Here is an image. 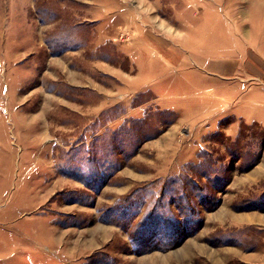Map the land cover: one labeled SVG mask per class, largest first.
<instances>
[{"label":"rangeland","instance_id":"obj_1","mask_svg":"<svg viewBox=\"0 0 264 264\" xmlns=\"http://www.w3.org/2000/svg\"><path fill=\"white\" fill-rule=\"evenodd\" d=\"M220 1L0 0V264H264V125L207 129L144 67L170 45L159 22L264 18V0ZM164 184L189 188L196 215L168 209L197 229L136 245Z\"/></svg>","mask_w":264,"mask_h":264},{"label":"crops","instance_id":"obj_2","mask_svg":"<svg viewBox=\"0 0 264 264\" xmlns=\"http://www.w3.org/2000/svg\"><path fill=\"white\" fill-rule=\"evenodd\" d=\"M202 2L203 7L214 3L216 12L224 11L220 0ZM250 17L248 22L215 26L185 21L178 29L159 22V34L170 45L164 47L159 37L148 67L144 65L152 71L156 99L169 102L166 107H189L194 116L207 117V129L225 116L264 125V18ZM234 123L227 126L231 133L236 131Z\"/></svg>","mask_w":264,"mask_h":264},{"label":"trees","instance_id":"obj_3","mask_svg":"<svg viewBox=\"0 0 264 264\" xmlns=\"http://www.w3.org/2000/svg\"><path fill=\"white\" fill-rule=\"evenodd\" d=\"M209 172H205L204 175H208ZM173 185H169V184H164L162 185L161 188V198L163 199V197H166L167 199L162 202L161 200H153V202L157 203L154 207L152 206V209H156V207H159L158 213L157 215L152 219V222H147V224H142V228H145L144 230H148L150 231V233L152 234L151 237L148 236L144 237L143 235H141L140 240H137V243H135L136 245L138 244H145L147 242H150V247H157V248H164L166 246H168V244L170 242H166L165 239L163 237H160L158 235V231L160 230V227H162V229H166L168 232L172 233H180L182 232L184 235L185 234H189L192 231L197 229V225L193 224V227L190 230H186L187 228L190 227L191 224H188L186 221H184L183 223L178 221H174L171 217L174 216V214L172 213L171 210L168 209V199L171 198L173 199L174 197H176L177 199H180V202H177L176 207H177V213L179 214L180 212H182L183 210H187L188 214L191 215V217H194L196 215L195 212L192 211L191 208H189V206H187L186 204H188L185 200V193L184 190H186L185 192H188L189 188H186L185 186L182 185H175L173 188ZM199 185H193L192 188L196 190H201L199 188ZM193 223H197L196 221L192 220ZM143 223V222H142ZM156 233V235H155ZM155 236V237H154ZM169 239V238H168ZM140 241V242H139ZM143 242V243H141ZM153 242V243H152Z\"/></svg>","mask_w":264,"mask_h":264}]
</instances>
